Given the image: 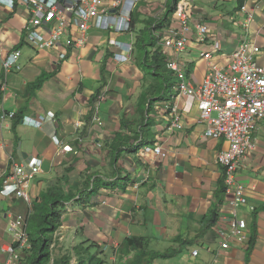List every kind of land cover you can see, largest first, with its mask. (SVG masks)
<instances>
[{"label": "crops", "instance_id": "obj_1", "mask_svg": "<svg viewBox=\"0 0 264 264\" xmlns=\"http://www.w3.org/2000/svg\"><path fill=\"white\" fill-rule=\"evenodd\" d=\"M171 2L136 0L134 25L128 31L91 21L84 43L59 64L53 62L56 50H37L23 41L26 7L0 5V46L4 53L19 48L22 64L20 71L5 72L0 58V246L14 241L8 228L11 218H27L41 192L58 189L68 199L52 235L55 258L68 254L77 262L94 255V264H146V255L125 244L129 237H141L147 251L174 252L151 264H264V121L257 124L255 146L236 176L255 209L241 206L247 230L238 239L226 240L220 231L228 225L219 220L221 203L216 198L224 177L216 157L227 142L205 134L194 97L177 99L180 120L173 127L167 109L171 93L162 90L149 65L155 50L149 45V28L162 20ZM191 2L187 52L194 84L204 81L208 65L202 54L216 39L223 52L251 40L261 48L256 61L264 65V0ZM112 3L101 0L100 5L118 14ZM243 5L247 9L241 12ZM248 12L252 19L245 26ZM196 20L208 26L203 41ZM43 74L47 77L33 88ZM47 111L55 113V120L46 119L40 128L21 120ZM54 134L73 150L62 151ZM141 137L144 143L137 146ZM156 143L167 152L165 157L143 153L145 146ZM33 157L42 163L25 187L28 201L5 195L3 172ZM95 180L98 188L89 193Z\"/></svg>", "mask_w": 264, "mask_h": 264}, {"label": "built area", "instance_id": "obj_2", "mask_svg": "<svg viewBox=\"0 0 264 264\" xmlns=\"http://www.w3.org/2000/svg\"><path fill=\"white\" fill-rule=\"evenodd\" d=\"M136 0H113L112 7L118 14H111L109 8L100 5L101 0H0V5L14 10L25 6L27 18L22 27L25 43L37 50H56L53 62L59 64L68 57L71 49L82 45L91 21L103 28L130 30V13ZM191 0H177L174 12L161 28L155 29L157 45L165 56L166 68L173 74L172 93L167 103L168 114L173 127L179 126L180 114L176 103L183 96L194 97L199 110V121L205 126V134L213 139H223L227 147L218 151L217 163L222 168L225 185V202L220 204L218 217L227 222L221 230L223 239L240 238L247 230V220L239 215L243 204L252 211L253 204L247 203L246 187L237 180L240 162L254 145L257 124L264 121V65L256 61L261 48L251 40H242L233 50L223 52L218 39L211 48L203 52L207 60V73L204 81L194 84L190 78V62L187 45L191 36V23L188 10ZM246 6L240 11H246ZM252 19L248 12L244 25ZM155 23L153 24L154 27ZM194 27L204 40L208 26L196 20ZM21 50L15 48L7 53L0 46V58L5 72L20 71ZM122 59L123 56L121 57ZM99 98H103L102 95ZM10 112L8 117H12ZM55 120V113L47 111L37 118L23 116L22 121L34 127H42L45 120ZM53 141L63 151L73 148L62 146L55 134ZM160 144L147 145L144 154L165 157L167 152ZM76 151V150H74ZM42 159L33 157L25 163H14L1 177V191L7 196H18L28 201L25 187L40 170ZM9 231L14 237L12 243L0 246V264H24L31 249L27 230V218L17 215L8 222ZM192 254L198 255V249Z\"/></svg>", "mask_w": 264, "mask_h": 264}, {"label": "trees", "instance_id": "obj_3", "mask_svg": "<svg viewBox=\"0 0 264 264\" xmlns=\"http://www.w3.org/2000/svg\"><path fill=\"white\" fill-rule=\"evenodd\" d=\"M177 0H172L169 7L166 9L162 20L159 19L154 20L155 23L149 28V45L155 46V50L150 56L151 60L149 65L151 70H153L154 75L157 76V80H159L162 90H168L172 93V85L174 82L173 74L166 68L165 56L163 55L161 48L157 45L156 37L154 35V29L161 28L166 22L171 14L174 12L175 5ZM153 23V24H154ZM164 23V24H162ZM134 25V18L132 17V12L130 13V28ZM149 58L148 53L146 54ZM47 77L46 74L41 75L36 79L34 83L31 84L33 88L39 87L43 80ZM164 94V93H163ZM163 94H159L158 98L162 99ZM170 96V95H169ZM163 98V99H164ZM144 99V96H143ZM147 100H144L146 102ZM139 138V133L136 135V141ZM137 142V146H140L144 143V138L141 137ZM98 183H93L89 193H93L97 190ZM225 192L224 178L220 182L219 190L217 193V201L219 203L223 202V193ZM68 199L62 192L58 189H49L47 191L41 192L37 201L34 202L33 212L27 216V230L29 234V239L31 242L30 252L24 259V264H71V256L68 254H64L60 256V258H52L50 245L52 242V235L56 228L58 227L60 217H61V205L64 200ZM254 242V238H251L250 244L252 245ZM125 244L127 246H131L135 249H139V256H147L146 264H151L153 259L156 258H169L174 254L173 251L167 250L164 252H153L147 251L144 248V238L141 237H129L126 239ZM75 252H78V246L74 247ZM95 256L90 255L88 259H79L75 264H94ZM101 260H96L95 264H102Z\"/></svg>", "mask_w": 264, "mask_h": 264}, {"label": "rangeland", "instance_id": "obj_4", "mask_svg": "<svg viewBox=\"0 0 264 264\" xmlns=\"http://www.w3.org/2000/svg\"><path fill=\"white\" fill-rule=\"evenodd\" d=\"M8 116V115H7ZM14 116V115H13ZM12 116V117H13ZM11 118V117H10ZM23 118V117H22ZM22 118H21V120H22ZM23 122V121H22ZM62 255H64V254H62ZM62 255H60V256H62ZM60 256H58V257H56V259L57 258H60ZM53 257H55L54 255H52V258L51 259H53ZM76 263V261H71V264H75Z\"/></svg>", "mask_w": 264, "mask_h": 264}]
</instances>
